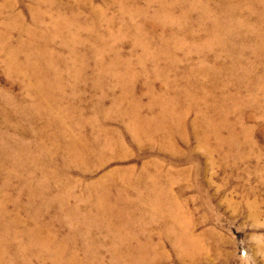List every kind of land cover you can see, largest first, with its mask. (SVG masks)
<instances>
[{
    "label": "bare ground",
    "instance_id": "bare-ground-1",
    "mask_svg": "<svg viewBox=\"0 0 264 264\" xmlns=\"http://www.w3.org/2000/svg\"><path fill=\"white\" fill-rule=\"evenodd\" d=\"M137 1L106 0L88 21L80 2L56 0L52 13L34 14L33 42L14 48L0 33L5 75L22 87L0 86V264H157L149 252L165 258L163 245L131 246L123 230L161 218L168 174L157 160L154 174L150 161L96 178L97 169L128 149L126 136L174 150L191 127L201 144L222 146L238 141L230 112L264 116V0ZM22 47L32 49L23 59ZM150 74L162 85L149 81L144 103L135 87ZM174 222L163 229L179 255L206 253L205 231Z\"/></svg>",
    "mask_w": 264,
    "mask_h": 264
},
{
    "label": "rangeland",
    "instance_id": "rangeland-1",
    "mask_svg": "<svg viewBox=\"0 0 264 264\" xmlns=\"http://www.w3.org/2000/svg\"><path fill=\"white\" fill-rule=\"evenodd\" d=\"M69 1L73 5H76V1L80 2L83 8L77 10L80 11L83 19L89 21L93 9L105 6L106 0ZM0 2V33L6 35L8 44L14 48H20L19 45L22 44L20 41L28 39L27 41L33 42L31 38L33 36L28 34L26 29L33 27L41 20V18H35L34 14L36 12V14L41 12L52 13L50 4L52 2L56 4V0H0ZM137 2L143 6L146 0H138ZM117 9L118 5L114 4L107 14L111 16L117 12ZM45 16L42 18L43 21H49L47 15ZM138 22L140 23V21ZM59 44L57 42L53 47L61 51L62 55L69 57L68 51H64ZM22 48L21 59L32 51L31 48ZM123 49V54H127L131 45L125 43ZM138 51V55L141 54V49ZM192 59L194 61L199 60L197 55ZM4 61L5 53L0 50V86L6 89L13 86V92L18 93L22 87L20 88L18 82H12V79L5 75ZM149 81H152V86H157L158 90L162 85L158 77L151 74L140 77L135 88L136 93L143 98L144 103L149 101L147 92ZM88 92L89 98L91 94H95L91 90ZM110 98L106 101V106L110 104ZM230 104L231 102H227L225 106L230 108ZM191 117L194 119L195 113L191 114ZM228 117L231 121L229 124L232 123L231 125L238 133V141L236 139L232 143L220 146L213 139L215 137H211L210 141L203 145L191 127L187 129L188 139L184 140L181 136H177L178 148L176 147L174 150L171 147L161 145H157L155 148L138 147L130 142L126 136L125 143L129 150L118 151V155H113L114 157H111L105 166L97 169L98 172L94 174V177L97 178L109 170L128 165H136L140 169L149 161L150 171L154 174L153 162L154 160L160 162V169L162 167L163 174H168L167 177L163 176L161 186L165 188L166 194L169 192L168 198L166 197L168 200L164 199L166 194H162L165 208L160 211L161 218L158 219L159 221H153L155 223L153 224L149 221V217H146L145 220L149 221L146 223L147 226L146 224L143 227L136 225L123 230V232H128V236L133 239L130 238L131 246H135L139 241L146 243L149 237L152 244L155 242V246L162 244L160 250L167 254L165 258L159 257L161 252L158 250L157 252L156 250L149 252V255H153L154 260L157 258V264H264V116L257 109L248 107L244 111L233 112L232 115L230 112ZM228 126L222 127L224 136H227L229 129H231ZM235 142L240 144L237 143L236 145ZM158 191H160L159 188ZM175 216L176 218L173 219ZM174 220L177 222L175 223ZM170 221L171 223L174 222L180 229L181 227L185 228V226L193 228L192 230L196 234L205 231L208 234L204 241L205 248H207L206 253L197 252L193 256L179 255L171 239L165 235L164 229L171 224ZM108 259L109 254L106 253V260Z\"/></svg>",
    "mask_w": 264,
    "mask_h": 264
}]
</instances>
